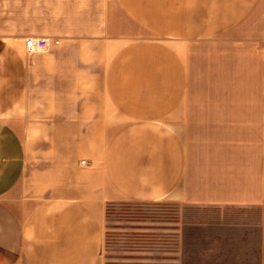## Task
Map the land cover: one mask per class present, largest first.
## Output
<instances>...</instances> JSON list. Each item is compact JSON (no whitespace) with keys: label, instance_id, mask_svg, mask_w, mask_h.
Listing matches in <instances>:
<instances>
[{"label":"crops","instance_id":"crops-1","mask_svg":"<svg viewBox=\"0 0 264 264\" xmlns=\"http://www.w3.org/2000/svg\"><path fill=\"white\" fill-rule=\"evenodd\" d=\"M125 201L166 264H264V0H0V264H108Z\"/></svg>","mask_w":264,"mask_h":264},{"label":"rangeland","instance_id":"rangeland-1","mask_svg":"<svg viewBox=\"0 0 264 264\" xmlns=\"http://www.w3.org/2000/svg\"><path fill=\"white\" fill-rule=\"evenodd\" d=\"M170 214L165 203H111L106 234L108 264H166L169 239L165 223ZM152 227L158 230H150Z\"/></svg>","mask_w":264,"mask_h":264},{"label":"built area","instance_id":"built-area-1","mask_svg":"<svg viewBox=\"0 0 264 264\" xmlns=\"http://www.w3.org/2000/svg\"><path fill=\"white\" fill-rule=\"evenodd\" d=\"M58 43L59 39L52 40L46 36H27L25 38V47L28 53H33L38 50L48 49L52 43ZM85 162V160H83Z\"/></svg>","mask_w":264,"mask_h":264}]
</instances>
